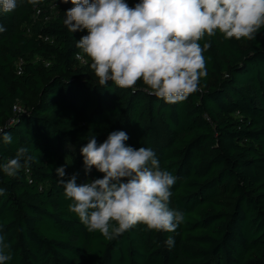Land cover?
Listing matches in <instances>:
<instances>
[{"label": "trees", "instance_id": "1", "mask_svg": "<svg viewBox=\"0 0 264 264\" xmlns=\"http://www.w3.org/2000/svg\"><path fill=\"white\" fill-rule=\"evenodd\" d=\"M17 4L0 12L7 29L0 33V129L12 136L11 143L0 136V163L21 147L32 160L16 177L0 170L6 264H264V27L254 40L206 36L199 43L211 44L207 76L186 100L169 104L142 81L98 84L76 47L87 30L72 33L63 23L70 2L55 13L51 0ZM17 103L25 111L16 112ZM117 130L128 134L127 145L153 149L176 177L169 206L185 220L174 232L137 224L109 240L69 211L56 168L65 166V180L78 173V184L102 178L95 168L85 172L80 149L90 134L102 143Z\"/></svg>", "mask_w": 264, "mask_h": 264}, {"label": "clouds", "instance_id": "2", "mask_svg": "<svg viewBox=\"0 0 264 264\" xmlns=\"http://www.w3.org/2000/svg\"><path fill=\"white\" fill-rule=\"evenodd\" d=\"M73 7L65 12L64 25L72 33L87 30L76 43L91 61L98 84L113 82L132 88L142 81L149 94L166 103L183 102L198 91L207 76L204 52L210 42L199 43L217 33L224 39L254 40L264 27V0H139L130 7L125 0H61ZM36 6L40 0H27ZM17 0H0V12L17 8ZM7 29L0 24V33ZM80 58V54H77ZM4 143L9 132L0 129ZM125 131L108 133L98 143L95 134L81 147L86 173L95 168L102 178L78 184V173L67 180L65 166L56 168L58 183L71 201L76 214L89 232L114 239L137 224L148 230L174 232L185 220L184 213L171 208V189L176 177L162 169L151 148L126 144ZM19 148L14 158L0 163V170L16 177L32 157ZM6 189L0 188V195ZM165 245H174L173 237ZM11 259L10 245L0 235V264Z\"/></svg>", "mask_w": 264, "mask_h": 264}, {"label": "built area", "instance_id": "3", "mask_svg": "<svg viewBox=\"0 0 264 264\" xmlns=\"http://www.w3.org/2000/svg\"><path fill=\"white\" fill-rule=\"evenodd\" d=\"M51 3H52L51 8H55V7L58 6V2H56V1L51 0ZM39 13H40V10L38 9L37 10V14H39ZM79 60L81 61L82 64H85L86 63L85 59H83L81 56H80ZM18 73L19 74L22 73V67L21 66H19ZM14 110L16 112H23V111H25L24 108L21 106L20 103L15 104Z\"/></svg>", "mask_w": 264, "mask_h": 264}, {"label": "rangeland", "instance_id": "4", "mask_svg": "<svg viewBox=\"0 0 264 264\" xmlns=\"http://www.w3.org/2000/svg\"><path fill=\"white\" fill-rule=\"evenodd\" d=\"M53 1L58 2V5H59L60 3H62L61 0H53ZM57 9H58V6L55 7V8H51V10L53 11V13H55V12L57 11ZM38 60H39V59H38Z\"/></svg>", "mask_w": 264, "mask_h": 264}]
</instances>
